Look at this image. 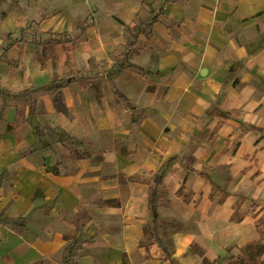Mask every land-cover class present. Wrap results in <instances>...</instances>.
I'll return each mask as SVG.
<instances>
[{
    "label": "crops",
    "instance_id": "1",
    "mask_svg": "<svg viewBox=\"0 0 264 264\" xmlns=\"http://www.w3.org/2000/svg\"><path fill=\"white\" fill-rule=\"evenodd\" d=\"M146 3L0 0V264L264 261L238 250L264 215V0ZM155 173L169 259L139 247L150 185L124 181Z\"/></svg>",
    "mask_w": 264,
    "mask_h": 264
},
{
    "label": "trees",
    "instance_id": "2",
    "mask_svg": "<svg viewBox=\"0 0 264 264\" xmlns=\"http://www.w3.org/2000/svg\"><path fill=\"white\" fill-rule=\"evenodd\" d=\"M164 3H168L173 0H163ZM156 16L152 19L151 22L145 23L141 20L140 15H137L130 25L127 26V30L129 32L130 36H137L142 30H148L150 31L152 27V23L154 22ZM149 33V32H148ZM131 43L126 44V46H130ZM126 46L120 47V49H126ZM46 92L51 93L50 89H47ZM39 94L36 92H30L28 96H23L17 99V102L21 105V109L19 111V121L17 124L21 123L23 121V110L24 108L29 105L30 111L34 107L36 103L37 96ZM55 103L56 106H60L61 103L59 102L58 98L55 97ZM13 126L8 125L7 130H11ZM250 128H255L253 126H250ZM200 174L204 175V172L201 171ZM124 181L126 182H139V183H146L149 184V194H148V211L151 214V221L150 224H145L143 227V238L141 242L139 243V247H142L145 249V256L147 259H150L151 256L148 252L149 245L157 244L164 252V255H166V258H171L174 252V245L173 240H171L172 235L174 232L178 229H181L182 226L178 224L176 221H169L167 219H164L161 217V214L159 212V208L162 205L168 204V197H166L165 187L164 183L162 182V174L161 173H155L153 174L152 178L150 180H147L145 177L139 175H130V177L124 178ZM182 190L179 189L176 193L182 197L184 201H188L187 195L181 193ZM237 204L235 205L236 208ZM80 214V213H79ZM81 215V214H80ZM241 218L238 217L237 220ZM88 220V216H87ZM256 224V230L259 234V240L247 242V244L241 246L238 248L239 253L241 254V257L244 261L251 260L253 257L261 255L264 253V215H262L258 220L255 221ZM196 253H198L200 256L203 257V264H219L220 259L209 261L203 254V251L200 250L197 246H193ZM235 255H229L225 262L226 264H233V259H235ZM261 264H264V261L261 262Z\"/></svg>",
    "mask_w": 264,
    "mask_h": 264
},
{
    "label": "rangeland",
    "instance_id": "3",
    "mask_svg": "<svg viewBox=\"0 0 264 264\" xmlns=\"http://www.w3.org/2000/svg\"><path fill=\"white\" fill-rule=\"evenodd\" d=\"M147 2L148 3H146V6H149L148 8H150V9H147L148 11H149V13H151L150 14V16H153V15H156L157 16V11L156 10H159L158 9V7H155V8H153V9H151V5L149 4V0H147ZM146 9V8H145ZM150 10H152L153 12H150ZM154 13H156V14H154ZM153 17H151V19H152ZM142 32H144L145 34H147L148 33V30H142ZM6 102H4V104H5ZM52 135V137L53 138H55V136L56 137H60V139L62 140V141H64L65 143H67V145H69L70 143H69V141H67L68 140V137L65 135V134H63V133H60V132H55V131H53V133H51Z\"/></svg>",
    "mask_w": 264,
    "mask_h": 264
}]
</instances>
